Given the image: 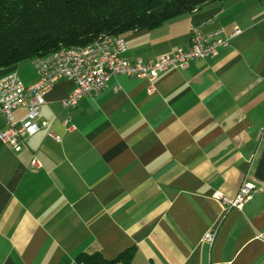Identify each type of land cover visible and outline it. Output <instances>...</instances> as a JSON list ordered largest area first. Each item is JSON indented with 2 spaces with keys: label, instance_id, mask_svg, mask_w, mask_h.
<instances>
[{
  "label": "crops",
  "instance_id": "1",
  "mask_svg": "<svg viewBox=\"0 0 264 264\" xmlns=\"http://www.w3.org/2000/svg\"><path fill=\"white\" fill-rule=\"evenodd\" d=\"M212 16L208 28L241 29L216 57L160 73L152 92L145 78L112 76L73 108L61 105L73 88L61 78L44 95L46 127L19 151L0 141V264L129 249L114 264H264V0H213L121 36L147 61L187 47L189 26ZM17 63L7 71L34 83ZM245 180L257 191L223 217L213 193L232 197Z\"/></svg>",
  "mask_w": 264,
  "mask_h": 264
},
{
  "label": "built area",
  "instance_id": "2",
  "mask_svg": "<svg viewBox=\"0 0 264 264\" xmlns=\"http://www.w3.org/2000/svg\"><path fill=\"white\" fill-rule=\"evenodd\" d=\"M214 20L215 16H212L191 24L188 28L189 45L177 47L173 52L164 53L156 59H131L126 54L125 41L121 35H101L84 46L62 47L31 59L37 80L30 85L23 84L15 71L0 73V116L3 117L0 141L14 151H19L25 137L46 127V121H38L40 109L45 103L44 95L61 78L73 83L71 92L61 101V105L73 108L81 97L96 95L103 90L112 76L123 74L132 78H145L147 89L152 92L154 81L160 73L170 68L184 69L190 61L216 57L241 29L238 26L229 31L222 27L208 28L207 25ZM23 107L24 114L16 117L14 111ZM68 121L67 117L63 123ZM48 133L52 135L51 131ZM52 136L59 140L58 136ZM31 165H38L35 157L31 159ZM256 191L257 187L245 180L234 196L213 193V197L220 200L221 215L224 217L233 210L242 209ZM215 236V229L209 228L203 233L202 240L211 246Z\"/></svg>",
  "mask_w": 264,
  "mask_h": 264
},
{
  "label": "trees",
  "instance_id": "3",
  "mask_svg": "<svg viewBox=\"0 0 264 264\" xmlns=\"http://www.w3.org/2000/svg\"><path fill=\"white\" fill-rule=\"evenodd\" d=\"M213 0H0V73L23 59L62 47L84 46L101 35L155 28ZM132 249L105 259L78 256L82 264L129 262Z\"/></svg>",
  "mask_w": 264,
  "mask_h": 264
},
{
  "label": "rangeland",
  "instance_id": "4",
  "mask_svg": "<svg viewBox=\"0 0 264 264\" xmlns=\"http://www.w3.org/2000/svg\"><path fill=\"white\" fill-rule=\"evenodd\" d=\"M17 66H19L20 71L22 67H25L26 69H32L33 66H31V59H23L19 63H17Z\"/></svg>",
  "mask_w": 264,
  "mask_h": 264
}]
</instances>
